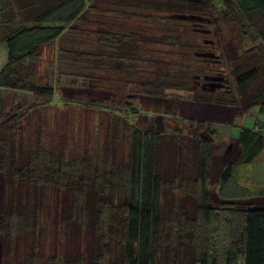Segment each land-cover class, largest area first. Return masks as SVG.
Instances as JSON below:
<instances>
[{
	"label": "trees",
	"instance_id": "1",
	"mask_svg": "<svg viewBox=\"0 0 264 264\" xmlns=\"http://www.w3.org/2000/svg\"><path fill=\"white\" fill-rule=\"evenodd\" d=\"M94 1L102 4L103 0H0V41L7 49L6 63L0 69V95L24 92L34 99L27 109L0 122V169L7 187L2 195L0 233L7 244L28 241L30 236L37 241V234L43 230L45 194L53 189L61 200L56 233L64 231L69 241L83 237L92 241L81 251L66 249L47 259L41 254L26 255L23 261L15 258L11 264H264V202L253 200L254 194L235 195L226 189L234 176L248 182V175L239 173V167L252 164L264 150V0H146V6L143 0L123 2L124 6L141 9H124L122 16H154L168 21L159 42L194 54L202 51L201 45H207L199 37L205 26L198 31L188 27L191 22L199 25V17L176 18L171 15L175 5L183 7L177 6L178 12L195 10L207 15V21L209 17L223 20L232 31L227 37L222 35L219 21L209 20L216 28L218 42H249L245 50L235 53L230 64L237 98L197 95L193 89L196 101L229 107L238 101L246 109H258L256 128H240L236 155L221 166L214 190L216 200L209 180L219 127L196 120L188 134L138 124V113H145L134 103L137 96L163 97L171 89H191L192 84L187 78L182 82L175 79L174 73L169 79L161 71L146 74L142 65L147 60L141 57L140 45H130L137 32L124 26L116 28L101 21L100 26L89 30L97 46L76 48L74 40L84 28L80 22L86 11L93 7L98 10V5L92 6ZM164 9L171 16H162ZM158 11L160 15L155 14ZM55 42L58 61L64 62V55L73 54L67 60L69 68L60 70L57 66L56 71L72 77L74 85L78 79L88 78L91 83L104 82L110 91L125 83L130 86L121 99L108 103L59 98L65 104H86L108 118L117 117L118 138L108 133L100 136L91 156L69 157L63 141L58 150L50 149L48 133L43 134L48 116L41 114L56 99V91L40 80L39 70L44 49ZM113 63L116 68L125 67L129 76L114 81L109 75L101 79L100 72L110 70ZM37 108L41 111H35ZM36 114L34 146L24 144V128L32 125ZM122 144L127 146L125 154L120 150ZM168 188L177 193L171 201L164 198ZM258 195L264 200V189Z\"/></svg>",
	"mask_w": 264,
	"mask_h": 264
},
{
	"label": "rangeland",
	"instance_id": "2",
	"mask_svg": "<svg viewBox=\"0 0 264 264\" xmlns=\"http://www.w3.org/2000/svg\"><path fill=\"white\" fill-rule=\"evenodd\" d=\"M123 2H134L132 4H135L136 2L140 3L141 1L103 0L102 4H100L99 1H94L92 6L98 5V10L95 9L96 7H93V9L90 8L86 11L84 18L80 22L81 27L84 28H82L77 34V38L74 40L77 45L76 48L88 50L94 49L97 46V40L94 34L89 33V30H94L96 27L100 26L101 21L108 22L116 28L124 26L125 29L137 32V37L130 42V45H140L141 48L139 50L141 51V57L144 60H147V63L143 62L142 65L144 66L143 69L146 74L156 75V73L161 71L165 76L168 75L169 79V76L174 73L175 79L178 78V80L182 82L187 78L190 81L192 84L190 86L191 89H171L167 91V95L163 97L147 95L137 96L134 103L141 112L145 113L144 116L139 112V119L137 121L138 124L145 127H153L159 130L168 128L170 130L188 134L190 131L188 130L190 125H194L196 120L202 121L205 125L210 122L214 126L219 127L220 132L212 148V178L209 180L212 197L216 200L217 196L215 195L216 193L214 190L217 189L219 184L217 176L220 173L221 166L233 158L236 153V145L229 146L230 140L226 137L224 128H231L233 135H236L241 128L240 126L244 124L241 122V115L246 107L238 101H235L234 105L231 107L227 105H216L214 102L205 103L198 100L196 101L194 93L197 92V95H207L208 97H215L220 94L229 98L234 97L235 85L230 72L231 60L237 51L245 50V47L249 45V42L247 39L243 40V42L239 40L228 41L229 43L225 41L223 43L218 42V40H216V28L213 26L214 24L211 25L209 23V20L215 22L219 21L218 26L223 29L222 35L227 37L232 31H230L231 29L227 27V24L223 20L209 17L210 19L208 18L209 20L207 21V15L195 10H180V12H178L177 9L181 5H175L174 8L176 11L173 9L171 15H174L176 18L182 17L183 19L190 20L191 17H195L198 20L199 17V25L191 22L188 27L191 26L198 31L200 30L198 27L205 26L206 30H200L202 36L199 37H202L207 45H201L200 47L203 52H212L213 56H202L196 53L195 55L188 49L183 50V48L181 49L174 45L159 42L165 34L163 28L166 27V23L168 25V21L154 18V16H149L148 19L143 16H122L121 13L124 9L128 12L141 9V7L136 5L124 6ZM147 2L148 1L143 0L141 3L146 6ZM165 3L163 2V4ZM181 8L183 7L181 6L180 9ZM166 11L167 10L165 9L164 11H160L162 12V16H171L169 14L170 12L168 13ZM160 12L158 11V13L155 14H159ZM203 19H206L207 22L203 21ZM105 24L106 23H104V25ZM209 29H211V31H209ZM56 47L57 43L55 42L44 49L39 70L40 80L43 81V83L53 85L56 91V99H54L50 105H47L44 109L45 111H42L41 114L48 116V121L43 127V134L46 132L48 133L46 143L50 149H55L61 145V141H63L66 143V153L69 157L78 155L83 156L85 155L84 153L91 156L96 152V148L93 147L98 139L101 138L100 136L108 133L110 137L114 136L118 138L117 117L113 116L108 118L102 111H97L86 104H79L77 102L65 104L64 102L59 101V98L65 96L66 98H74L76 100L82 99L81 101H96L97 99H101L104 100L105 103H108V100L118 101L119 98L121 99L120 96L125 95L124 93H128L130 86L128 83H125L119 87V89L113 88V90L110 91L111 89L109 86L107 87L110 90H107L105 89L106 86L102 85L104 82H102V84L99 82L91 83V80L88 78L78 79V84L76 83L77 85H74L73 82H71L72 77L65 74H63L64 76H61L59 75V72L56 71L57 66L58 68L60 67V70L61 68H63V70L69 68L71 64H69L70 62L67 60H69L73 54L64 55V62H60L57 59L58 55ZM114 65V63L110 65L112 66L110 70L107 69V71L104 70V72H100V78L105 80L106 76L109 75V79L114 81L116 78L123 79L126 76H129L125 67L122 68V66H120L116 68ZM155 68L157 69V72ZM197 72H199V75L196 74ZM208 74L209 76L212 74L213 77L218 78L209 79L206 77ZM198 77L200 78L198 79ZM197 79L198 81H196ZM193 89H195V92ZM2 95H0V122L6 121L11 114L21 111L22 108L27 109L28 106L26 105L32 103L34 100L33 98H29L24 92L15 93L11 91L7 93L4 92ZM35 111L41 110L37 108ZM37 116V114L33 115L31 120L32 125H30V127L26 125V130L24 128V134H22L24 144L27 142L34 146L37 137L36 128L38 127V123L35 122L34 118L37 119ZM234 117L238 120H235L232 123ZM248 120L249 125L256 122L255 118L251 116H248ZM35 123L36 125H34ZM25 124H27L26 118L22 121V125L25 126ZM16 129L17 128H15L14 131ZM122 131H125L127 134L128 130L122 128ZM119 137H122V132L119 133ZM17 138L20 137L18 136ZM120 147V150L125 154V152H127V146L122 144ZM56 149L58 150V148ZM184 154L186 155V153ZM262 158L263 155L261 154L259 159ZM185 160L186 158H184V161ZM186 162H183L182 164L185 171L188 169ZM245 174L251 179L253 175L254 178L259 179V182L248 181L243 183L241 177L234 176L231 183L225 188L235 195L239 194L245 196L246 194L248 197L250 194H254L252 195V198L255 197L253 200L257 199L256 201L260 200L261 203L264 202L263 198H260L258 195L260 191L264 189V174L260 165L257 163L250 164ZM5 188L7 187L4 179V171L0 169V210L2 206V195ZM55 192V190L49 189L45 194L46 210L44 213V219H42L44 224H41L43 230L37 234V241H34V236H32V241L30 236L28 241L22 240L15 244H7L9 241H5L0 233V264H11L15 261V258L23 261L26 255H31L32 257V255L35 256L41 254L47 259L58 251L64 253L66 249H69L71 252H77L84 249L86 244L92 242L85 241V237H83V240L82 238L80 240L74 238L73 241H69L64 231H59V235L56 233L57 209L61 200L59 195L55 194ZM176 194L177 193H172V190L168 188L167 194L164 198L167 201H171Z\"/></svg>",
	"mask_w": 264,
	"mask_h": 264
},
{
	"label": "crops",
	"instance_id": "3",
	"mask_svg": "<svg viewBox=\"0 0 264 264\" xmlns=\"http://www.w3.org/2000/svg\"><path fill=\"white\" fill-rule=\"evenodd\" d=\"M6 60H7V49H6V46H5V44L2 42V41H0V69L2 68V66L6 63ZM248 116H251V117H254L255 118V120H256V122L258 121V109L257 108H255V107H250L249 109H245V111L242 113V115H241V122L242 123H244V124H242L240 127L242 128V127H248V128H253V129H255L256 127H255V124H256V122L254 123V124H251V125H249V120H248ZM235 120H238V119H236V117H234L233 118V121H232V123L235 121ZM262 121V120H261ZM263 122V121H262ZM264 123V122H263ZM224 128V127H223ZM227 128V127H226ZM224 128V130H225V133H226V137L230 140V142H229V146H233V145H236L235 147H236V152H237V149H238V144H237V142H236V140H237V138H238V135H239V130H238V133L236 134V135H233V131H232V129L231 128ZM261 154L263 155V158L262 159H259V156H261ZM235 155H236V153L234 154V157H235ZM234 157L233 158H231L230 160H228L227 162H229V161H232L233 159H234ZM226 163V162H225ZM253 163H257L258 165H260V167H261V169L263 170V174H264V150L263 151H261L258 155H257V157H256V159H255V161L253 162ZM252 163V164H253ZM248 166H250V163L249 164H243V165H241L239 168H240V171H239V173H245L246 171H247V168H248ZM246 179H248V181H252V182H259V179H257V178H254L253 177V175H252V179H249V178H246Z\"/></svg>",
	"mask_w": 264,
	"mask_h": 264
},
{
	"label": "water",
	"instance_id": "4",
	"mask_svg": "<svg viewBox=\"0 0 264 264\" xmlns=\"http://www.w3.org/2000/svg\"><path fill=\"white\" fill-rule=\"evenodd\" d=\"M197 54H198V55H202V56H203V55H205V56H213V53H212V52H198ZM206 77L209 78V79H210V78H213V79L218 78V77H213V76H209V75L206 76Z\"/></svg>",
	"mask_w": 264,
	"mask_h": 264
},
{
	"label": "flooded vegetation",
	"instance_id": "5",
	"mask_svg": "<svg viewBox=\"0 0 264 264\" xmlns=\"http://www.w3.org/2000/svg\"><path fill=\"white\" fill-rule=\"evenodd\" d=\"M211 76H213V75L211 74Z\"/></svg>",
	"mask_w": 264,
	"mask_h": 264
}]
</instances>
